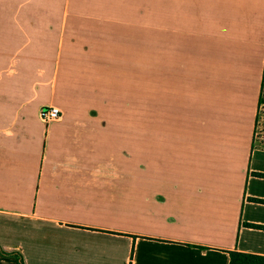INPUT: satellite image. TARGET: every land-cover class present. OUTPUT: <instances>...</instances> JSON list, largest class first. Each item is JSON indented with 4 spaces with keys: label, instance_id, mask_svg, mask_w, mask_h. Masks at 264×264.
Returning a JSON list of instances; mask_svg holds the SVG:
<instances>
[{
    "label": "crops",
    "instance_id": "1",
    "mask_svg": "<svg viewBox=\"0 0 264 264\" xmlns=\"http://www.w3.org/2000/svg\"><path fill=\"white\" fill-rule=\"evenodd\" d=\"M122 11L0 1V264L264 257V0H167V148L124 129Z\"/></svg>",
    "mask_w": 264,
    "mask_h": 264
},
{
    "label": "rangeland",
    "instance_id": "2",
    "mask_svg": "<svg viewBox=\"0 0 264 264\" xmlns=\"http://www.w3.org/2000/svg\"><path fill=\"white\" fill-rule=\"evenodd\" d=\"M27 1L71 3L76 9L85 10L92 5H123L124 25L118 20L115 30H108L115 31L114 36L124 50V129L138 132L142 146L167 148V0ZM254 143L264 147V104Z\"/></svg>",
    "mask_w": 264,
    "mask_h": 264
},
{
    "label": "trees",
    "instance_id": "3",
    "mask_svg": "<svg viewBox=\"0 0 264 264\" xmlns=\"http://www.w3.org/2000/svg\"><path fill=\"white\" fill-rule=\"evenodd\" d=\"M263 104H264V73H263V80L261 86V94L259 99V113H260V109H262ZM259 113L257 115V121L259 119ZM230 255H231V260L229 264H264L263 256L249 255L241 252H231Z\"/></svg>",
    "mask_w": 264,
    "mask_h": 264
},
{
    "label": "built area",
    "instance_id": "4",
    "mask_svg": "<svg viewBox=\"0 0 264 264\" xmlns=\"http://www.w3.org/2000/svg\"><path fill=\"white\" fill-rule=\"evenodd\" d=\"M41 117L46 124H49L61 117L62 112L55 106H44L40 110Z\"/></svg>",
    "mask_w": 264,
    "mask_h": 264
}]
</instances>
